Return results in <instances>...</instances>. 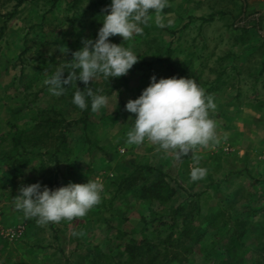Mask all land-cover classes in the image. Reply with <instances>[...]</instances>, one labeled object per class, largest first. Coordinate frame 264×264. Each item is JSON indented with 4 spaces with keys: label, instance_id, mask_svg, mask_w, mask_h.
Wrapping results in <instances>:
<instances>
[{
    "label": "rangeland",
    "instance_id": "rangeland-1",
    "mask_svg": "<svg viewBox=\"0 0 264 264\" xmlns=\"http://www.w3.org/2000/svg\"><path fill=\"white\" fill-rule=\"evenodd\" d=\"M18 1L0 0V134L5 133L0 137V264H116L126 259L120 254L131 241L144 235L165 241L170 230L153 221L156 214L190 201L199 209L193 212V223L207 235L182 237L183 244L174 250L184 254L179 264H252L248 261L254 250L264 251V232L257 233L264 228V73L263 51L258 49L264 40V0H168L165 28L150 21L142 35L126 42L110 37L138 55V62L121 77L126 85L108 95V105L90 111L86 129L74 125L65 131L66 144L57 153L58 188L99 180L104 185L101 202L84 217L47 225L25 218L11 200L21 186L41 179L37 169L47 161L43 154L53 153L61 129L80 118L61 96L50 94L44 81L66 68L83 40L96 39L91 17L96 12L107 15L110 0H80L77 16L63 0L55 9L49 0H21L16 6ZM167 51L177 78L193 79L216 104L210 117L220 143L197 146L182 160L147 140L126 143L129 119L135 115L125 105L140 96L151 77L172 78L162 62ZM121 78L101 77L87 86L103 95ZM48 117L55 121L49 130L42 124ZM21 147L26 166H10L3 157L21 152ZM138 166L147 184L158 172L164 174L175 190L168 203L149 205L130 192H117V183ZM193 167L206 168V177L193 182ZM143 220L150 222L146 230ZM210 223L218 228L227 224L234 232L224 236ZM231 239L251 251L227 257L223 249ZM183 246L189 251L184 253Z\"/></svg>",
    "mask_w": 264,
    "mask_h": 264
},
{
    "label": "clouds",
    "instance_id": "clouds-1",
    "mask_svg": "<svg viewBox=\"0 0 264 264\" xmlns=\"http://www.w3.org/2000/svg\"><path fill=\"white\" fill-rule=\"evenodd\" d=\"M168 0H110L104 9L102 27L95 40L82 41V47L72 53L66 68L57 69L44 81L50 94L60 97L75 85L72 104L81 111L97 112L106 107L109 97L100 95L88 87L89 81L97 78H120L138 62L139 56L130 48L110 42V37L119 36L124 42L143 34L150 21L158 28H165V13ZM67 72V77L64 73ZM85 85L83 91L76 82ZM70 86V87H66ZM216 104L211 95H206L193 79L150 78L149 86L135 100H129L125 110L135 115L126 134L128 145H140L146 140L158 150L174 152L182 160L197 146L214 148L220 143L216 134V122L210 117ZM207 169L193 167L190 179L203 180ZM104 185L99 180L84 184L69 183L57 189H49L39 182L18 189L11 199L14 208L25 218H35L40 225L72 221L81 218L101 202Z\"/></svg>",
    "mask_w": 264,
    "mask_h": 264
},
{
    "label": "trees",
    "instance_id": "trees-1",
    "mask_svg": "<svg viewBox=\"0 0 264 264\" xmlns=\"http://www.w3.org/2000/svg\"><path fill=\"white\" fill-rule=\"evenodd\" d=\"M231 1V0H229ZM23 1H18L16 6H19L22 4ZM51 4V9H55L61 4V0H49ZM64 4L66 5L67 9L73 13L72 16H77L78 14V5L80 3V0H63ZM50 9V10H51ZM101 13L96 12L94 13V16L91 17L90 23L92 25V28L97 27V33L100 27H102V20L100 19ZM259 27V24L257 25ZM253 49V48H252ZM258 49L261 50L262 59H261V67L262 71L264 73V40L259 43ZM162 62L167 66L168 71L170 73L171 77H176V63L170 59V52L167 51L165 58L162 60ZM150 65V64H149ZM135 66V65H134ZM134 66L131 68L133 69ZM130 69V70H131ZM129 70V71H130ZM64 77H67V74H64ZM121 78V77H120ZM126 79L121 78L119 81L117 87H112L111 89L104 91L102 93L103 95H110L113 91H116L118 87H123L126 85ZM70 87V86H66ZM92 87L93 91L97 93V90L94 86H88ZM76 88L83 91L85 88V85L82 82L77 81L76 82ZM76 91L75 85H73L71 88H69L64 95L61 96V98L68 103V105L71 107L73 111H76L80 114V118L77 121H72L65 125L63 129L60 131V135L58 137V143L54 149L53 153H49L46 151L43 155L47 157V161L44 162L45 165H41L37 171L42 172L41 179H37L35 183H40L42 186H47L49 189H57V179H58V173H59V164L60 159L57 157V153H59V148L62 146H65L66 144V136L65 131L68 130L69 127H72L74 125H82L83 129H86L87 123H88V114L90 113V106L88 110L81 111L79 108L74 106L72 104V96L73 93ZM100 94V93H97ZM101 95V94H100ZM58 112V113H57ZM54 111L55 114H59V111ZM42 124H45L48 126V130L51 129V127H54L55 121L48 117ZM40 125V124H39ZM16 145L20 144V139H15ZM23 154H26V150L21 147V152H17L14 155H7L4 156L3 159L6 161H10V166L15 165H22L26 166V163L28 161L23 160ZM48 163L53 164V169L48 167ZM147 171L151 172V169L149 167H143ZM139 169H141L139 166L135 168V170L130 173L127 177H125L123 180H121L119 183H117V192L122 193L124 191L130 192L134 198H136L139 201H142L146 204H152V203H159L161 205H165L168 203L175 195V190L169 186V184L165 180V176L162 172H158V177L155 181H153L150 184H147L144 182L143 176L139 173ZM140 180L143 182L140 183ZM197 202L196 201H190L186 206L184 205H178L174 208H171L168 210V212H165V214H156V218L153 220L157 223L159 227H166L168 230H170V233L167 236V239L165 241H152L147 236H142L141 240L139 241H131L130 244L125 246L124 250L121 252L122 255H126V259L122 261H118L116 264H172V263H182L184 260V254L178 253L177 251H174L176 249H179V247L183 244L182 240L184 238L191 237V234L194 232L195 235L198 238H201L207 235L205 231H202V229L193 223V212L196 211V214L199 213V209L197 208ZM152 210V209H151ZM159 215V216H158ZM166 220V221H165ZM143 228L145 229L150 222H146L143 220ZM190 225L188 227V225ZM261 225V224H260ZM212 227L214 231L221 232L224 236L230 235L234 232V230L231 227H228L227 224H222V228H218L215 223H210L209 225ZM264 226V225H262ZM146 230V229H145ZM159 231H157L158 233ZM175 232H178V238L173 239L172 237L177 236ZM208 232V231H207ZM260 232V233H259ZM263 234L264 228L258 231V234ZM230 233V234H229ZM242 235V233H241ZM240 236V234H239ZM257 236V235H256ZM222 237V236H221ZM194 238V237H193ZM171 239V240H170ZM227 244V243H226ZM165 245H168L166 247ZM228 246V247H227ZM227 247V248H226ZM184 253L188 252V247H184ZM224 254L227 255V257H231V255L234 251H243L241 252V255L247 254L250 249H248L246 246L243 245L241 241L236 240L233 241L231 239L228 244L224 247ZM253 252V251H252ZM254 259H250L248 261L252 264H264V251L259 250V252H256L254 250ZM247 262V260H245ZM245 264V263H240Z\"/></svg>",
    "mask_w": 264,
    "mask_h": 264
},
{
    "label": "crops",
    "instance_id": "crops-1",
    "mask_svg": "<svg viewBox=\"0 0 264 264\" xmlns=\"http://www.w3.org/2000/svg\"><path fill=\"white\" fill-rule=\"evenodd\" d=\"M5 133L0 134V137L4 136Z\"/></svg>",
    "mask_w": 264,
    "mask_h": 264
}]
</instances>
